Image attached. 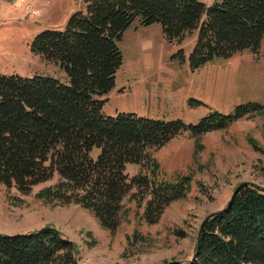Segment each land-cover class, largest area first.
Wrapping results in <instances>:
<instances>
[{
  "label": "trees",
  "instance_id": "1",
  "mask_svg": "<svg viewBox=\"0 0 264 264\" xmlns=\"http://www.w3.org/2000/svg\"><path fill=\"white\" fill-rule=\"evenodd\" d=\"M80 1L82 8L64 30L42 31L30 44L33 54L60 64L69 84L0 74V183L28 195L58 175L59 191H48V198L79 204L110 231L121 225L124 200L135 191L131 198L139 204L148 197L143 215L153 225L173 202L187 197L191 179H165L150 151L184 132L198 137L227 129L264 107L242 105L235 114H213L195 126L131 113L107 116L105 101L97 97L116 86L123 64L117 42L138 20L141 27L160 24L168 43L180 44L198 31L193 69L245 50L256 54L264 37V0H220L210 7L199 0ZM179 55L183 60L182 50ZM95 148L100 149L96 159ZM130 164L141 165L145 173L130 177ZM225 208L206 218L189 264H264V190L244 184ZM0 264L82 263L75 243L47 226L0 233Z\"/></svg>",
  "mask_w": 264,
  "mask_h": 264
},
{
  "label": "rangeland",
  "instance_id": "2",
  "mask_svg": "<svg viewBox=\"0 0 264 264\" xmlns=\"http://www.w3.org/2000/svg\"><path fill=\"white\" fill-rule=\"evenodd\" d=\"M2 1L0 74L51 77L69 84V76L60 64L33 54L30 44L42 31L64 30L72 14L82 8V2L71 0L66 13L63 7L54 9L52 4L54 10H50L48 18L56 20L45 23L41 6L40 15L33 17L12 8L10 0ZM199 1L210 7L220 0ZM71 7L73 11H69ZM133 25L117 42L123 64L116 75V86L97 97L105 101V115L131 113L195 126L213 114H235L242 105L257 103L264 107V37L256 54L245 50L193 69L190 59L198 31L186 34L180 44L168 43L160 24L140 26L137 30ZM181 50L183 60L179 59ZM99 154L100 149L95 148L91 156L96 159ZM150 154L165 179H191L187 197L173 202L158 223L150 225L145 221L148 197L139 204L131 198L133 191L124 200L119 228L105 229L91 211L79 204L48 198L47 192L59 191L57 187L62 183L55 175L28 195L15 188L8 191L0 183V233L24 234L53 227L75 243L82 264H189L206 218L224 210L238 186L250 184L264 190V110L251 113L224 130L198 137L184 132ZM127 173L133 177L145 173V169L130 164Z\"/></svg>",
  "mask_w": 264,
  "mask_h": 264
},
{
  "label": "crops",
  "instance_id": "3",
  "mask_svg": "<svg viewBox=\"0 0 264 264\" xmlns=\"http://www.w3.org/2000/svg\"><path fill=\"white\" fill-rule=\"evenodd\" d=\"M0 2H3L2 0H0ZM80 2V1H79ZM57 3V4H56ZM71 3H72V1L71 0H51V2L48 0V2H47V0H35V4H36V6L38 7V8H40V6L42 7V12H43V14H44V21H45V23H49V22H53V21H55L56 19L54 18V17H52V18H48V17H51V15H50V10H51V5L53 4L54 5V9L55 8H62L63 7V9H65V11H64V13H66V8L68 7V6H70L71 5ZM48 5V6H47ZM45 6H47L46 8H44ZM67 6V7H66ZM80 7H81V5H80ZM54 9H52V10H54ZM73 9L74 8H70V10L69 11H73ZM51 10V11H52ZM3 12H5V11H3ZM8 13V12H7ZM17 13V12H16ZM18 14V13H17ZM17 14H15V15H17ZM3 15H4V13H3ZM15 15H12V18H14L15 17ZM154 25H157V24H154ZM154 25H152V26H154ZM133 27L137 30V29H139V27L140 26H138V24L137 25H133ZM150 27V26H149ZM132 28V27H131ZM130 29V28H129ZM11 47H9L8 49H10Z\"/></svg>",
  "mask_w": 264,
  "mask_h": 264
},
{
  "label": "built area",
  "instance_id": "4",
  "mask_svg": "<svg viewBox=\"0 0 264 264\" xmlns=\"http://www.w3.org/2000/svg\"><path fill=\"white\" fill-rule=\"evenodd\" d=\"M11 7L30 13L33 17H38L40 15V11L35 4V0H10Z\"/></svg>",
  "mask_w": 264,
  "mask_h": 264
},
{
  "label": "water",
  "instance_id": "5",
  "mask_svg": "<svg viewBox=\"0 0 264 264\" xmlns=\"http://www.w3.org/2000/svg\"><path fill=\"white\" fill-rule=\"evenodd\" d=\"M242 186H243V185H240V186L235 190L234 195L232 196V198H231V200H230V203L232 202V200H233L235 194L238 192L239 188H241ZM226 209H227V208H225V209L222 210V211L217 212V214H220V213L224 212ZM195 256H196V255H195Z\"/></svg>",
  "mask_w": 264,
  "mask_h": 264
}]
</instances>
